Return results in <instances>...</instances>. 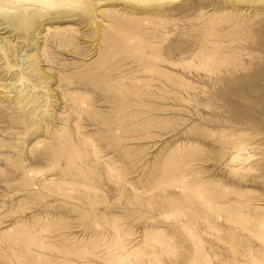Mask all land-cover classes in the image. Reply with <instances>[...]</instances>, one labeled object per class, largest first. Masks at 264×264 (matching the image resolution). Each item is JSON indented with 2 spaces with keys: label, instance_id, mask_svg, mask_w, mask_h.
I'll return each instance as SVG.
<instances>
[{
  "label": "rangeland",
  "instance_id": "1",
  "mask_svg": "<svg viewBox=\"0 0 264 264\" xmlns=\"http://www.w3.org/2000/svg\"><path fill=\"white\" fill-rule=\"evenodd\" d=\"M0 264H264V0H0Z\"/></svg>",
  "mask_w": 264,
  "mask_h": 264
}]
</instances>
